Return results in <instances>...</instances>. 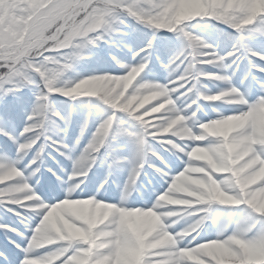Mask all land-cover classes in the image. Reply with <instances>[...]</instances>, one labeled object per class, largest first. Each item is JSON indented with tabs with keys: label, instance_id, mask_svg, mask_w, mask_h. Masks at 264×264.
<instances>
[{
	"label": "snow or ice",
	"instance_id": "obj_1",
	"mask_svg": "<svg viewBox=\"0 0 264 264\" xmlns=\"http://www.w3.org/2000/svg\"><path fill=\"white\" fill-rule=\"evenodd\" d=\"M128 21L151 36L123 45L125 63L101 46L127 38ZM193 21L211 26L196 34ZM257 46L264 0H0V208L26 225L0 224L22 242L5 236L0 264H264ZM201 102L213 116H197ZM229 120L239 126L207 130ZM51 153L68 163L48 165ZM125 170L114 190L111 177Z\"/></svg>",
	"mask_w": 264,
	"mask_h": 264
},
{
	"label": "rangeland",
	"instance_id": "obj_2",
	"mask_svg": "<svg viewBox=\"0 0 264 264\" xmlns=\"http://www.w3.org/2000/svg\"><path fill=\"white\" fill-rule=\"evenodd\" d=\"M129 27H125V33H128L129 35L131 34L132 35V32H130L131 28L135 27L137 29V35L139 36V39L136 40V41H133L131 38H118V45L117 47H114V48H111V49H108L104 46H101V49L104 51V52H107V51H111V53L115 56H117L118 58H120L123 62L127 63L128 60L130 59V56H131V53L129 51H127V49L123 46L124 44H127L129 47H132L134 48V50L137 48V47H143V44L147 41L148 37L151 36V32H149L147 29L145 28H142L140 27L139 25H136L134 24L132 21H128L127 22ZM211 25H205V23L203 21L197 23L196 21H193L192 22V27H191V30L196 33V34H199L201 31L204 30L205 27H210ZM160 35H167V34H164V33H161ZM122 40V43L120 42ZM157 46H158V42H156ZM179 47V42H176L175 44V48L172 49V51H175L176 48ZM257 47H260V46H257ZM226 50V48H225ZM93 51H97L96 49H93ZM219 51V49H218ZM172 52H169V55H171ZM221 55H223V51L220 52ZM164 60H166V57L164 58ZM114 67V65H113ZM77 71H79L81 73V76H86L88 75L87 72L83 71V65L80 66ZM245 71H247V67H246V64H242L240 66V69L237 73V76L234 78V83L238 86L239 84V81L240 79L243 78V75L245 73ZM97 74H100V73H97ZM165 74L162 72V70L160 71V76L161 78L156 81L158 83H161L163 84L164 83V80H163V76ZM68 78L70 79H73V78H79V77H76L74 73H69L68 74ZM262 79H264V77H262ZM216 88L214 85L212 84H209L208 85V91H209V88ZM239 90H242V89H239ZM25 93L31 97V92H29L27 89L24 90ZM67 103V102H65ZM174 103H178L176 101H174ZM57 107L58 110L61 109V105H55ZM201 106L203 108V113H206L208 115V117H211L213 116L214 114L211 112V109L208 107V105L204 104L203 102H201ZM216 107H218V110L222 111V112H225L227 114V107L226 105H224L223 103H218L217 105H215ZM193 107H195V105H193ZM27 108L30 109L31 108V104L29 103L27 105ZM93 111H97V110H93ZM81 119V117H77V116H73V124L69 127L68 129V133H67V137H66V143H69L71 144L74 139H75V136L78 134L79 132V120ZM91 131H94V127L91 129ZM2 139V138H0ZM90 139V133L89 132H86V134L84 135V137L81 139V142L77 148V152L76 154L78 155L80 151H82L83 147L86 146L88 140ZM51 159H46V163L48 165H54L55 162L57 161H61L63 162L64 164H67L68 162L67 161H63V158L62 157H57L55 153H51ZM157 166H158V163H157ZM70 167V165H69ZM106 169H101L97 175L95 176V179L97 181H102L105 177V174H106ZM151 170H149L150 172ZM128 178V171L125 170V171H121L119 173H116L114 174L113 177H111V179L114 181L113 183V188L114 190L116 189L117 185H119L120 187L123 186V184L126 182ZM151 177L149 176V179ZM140 179H143V177H141ZM139 182V181H138ZM146 182V181H145ZM135 187V185H134ZM133 195H135V193H133ZM116 199L118 200L119 197L117 196ZM129 203L130 205H132V207H140V203L138 202H133L132 200V197L130 196L129 197ZM131 210V209H130ZM22 212V214H26L24 212V210H20ZM0 224H7L9 227L11 228H14L16 229L17 231H20V232H24L25 231V227L26 225L22 224L20 222V219H18L17 216L13 215L12 212L10 211H5L4 208H0ZM5 236H7L8 238H11V239H14L16 240L18 243H22L19 239V237L15 236L13 233L11 232H8V233H5V232H0V248L1 250L4 249L5 245H7V240L5 239ZM10 247V246H9Z\"/></svg>",
	"mask_w": 264,
	"mask_h": 264
},
{
	"label": "clouds",
	"instance_id": "obj_3",
	"mask_svg": "<svg viewBox=\"0 0 264 264\" xmlns=\"http://www.w3.org/2000/svg\"><path fill=\"white\" fill-rule=\"evenodd\" d=\"M151 99H152L151 96L144 97L141 100V104L148 103ZM239 123L240 122L238 120H229V121H225V122L220 123V124L211 125L207 128V130L209 132H213L214 134H223L227 130H230L233 127L239 126ZM195 156L197 159H207L208 158L207 154L203 153V152H197V153H195Z\"/></svg>",
	"mask_w": 264,
	"mask_h": 264
},
{
	"label": "bare ground",
	"instance_id": "obj_4",
	"mask_svg": "<svg viewBox=\"0 0 264 264\" xmlns=\"http://www.w3.org/2000/svg\"><path fill=\"white\" fill-rule=\"evenodd\" d=\"M127 28V27H126ZM123 31H125V29H123ZM130 32H132V28H131V30H130ZM127 38H131V34L127 37ZM257 50L258 51H261V52H264V47H257ZM236 83V82H235ZM234 83V84H235ZM236 85V84H235ZM217 91V88H209V92H211V93H215ZM201 115H205V117L207 118L208 117V115L206 114V113H200V112H198L197 113V116L198 117H200ZM195 134V133H194Z\"/></svg>",
	"mask_w": 264,
	"mask_h": 264
},
{
	"label": "trees",
	"instance_id": "obj_5",
	"mask_svg": "<svg viewBox=\"0 0 264 264\" xmlns=\"http://www.w3.org/2000/svg\"><path fill=\"white\" fill-rule=\"evenodd\" d=\"M89 64H90V62H89Z\"/></svg>",
	"mask_w": 264,
	"mask_h": 264
}]
</instances>
